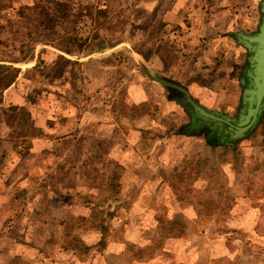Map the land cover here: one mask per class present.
Instances as JSON below:
<instances>
[{
	"label": "rangeland",
	"instance_id": "374dc122",
	"mask_svg": "<svg viewBox=\"0 0 264 264\" xmlns=\"http://www.w3.org/2000/svg\"><path fill=\"white\" fill-rule=\"evenodd\" d=\"M260 1L0 0V264H264Z\"/></svg>",
	"mask_w": 264,
	"mask_h": 264
},
{
	"label": "water",
	"instance_id": "95a60500",
	"mask_svg": "<svg viewBox=\"0 0 264 264\" xmlns=\"http://www.w3.org/2000/svg\"><path fill=\"white\" fill-rule=\"evenodd\" d=\"M259 11L260 20L254 32L245 33L240 30L233 32L236 41L247 51L246 66L240 78L243 90L238 113L235 116H228L217 110H208L187 97L202 119L216 121L213 127L223 129L233 140L245 137L248 131L257 125L264 111V0L260 1ZM153 78L170 84L165 80ZM223 125H226V128H223Z\"/></svg>",
	"mask_w": 264,
	"mask_h": 264
},
{
	"label": "trees",
	"instance_id": "16d2710c",
	"mask_svg": "<svg viewBox=\"0 0 264 264\" xmlns=\"http://www.w3.org/2000/svg\"><path fill=\"white\" fill-rule=\"evenodd\" d=\"M262 117V116H261ZM261 119V118H260ZM264 119V115H263V117H262V120ZM245 136H248V133L245 135Z\"/></svg>",
	"mask_w": 264,
	"mask_h": 264
},
{
	"label": "crops",
	"instance_id": "0c3cea01",
	"mask_svg": "<svg viewBox=\"0 0 264 264\" xmlns=\"http://www.w3.org/2000/svg\"><path fill=\"white\" fill-rule=\"evenodd\" d=\"M117 164H118V165H121L122 163H121V162H118Z\"/></svg>",
	"mask_w": 264,
	"mask_h": 264
},
{
	"label": "flooded vegetation",
	"instance_id": "af4514ba",
	"mask_svg": "<svg viewBox=\"0 0 264 264\" xmlns=\"http://www.w3.org/2000/svg\"><path fill=\"white\" fill-rule=\"evenodd\" d=\"M219 133H221V131H220ZM218 136H219V135H218Z\"/></svg>",
	"mask_w": 264,
	"mask_h": 264
}]
</instances>
